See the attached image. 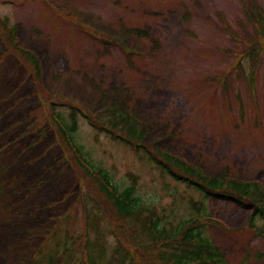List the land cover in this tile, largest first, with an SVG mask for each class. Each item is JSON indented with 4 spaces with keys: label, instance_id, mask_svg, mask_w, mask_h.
Wrapping results in <instances>:
<instances>
[{
    "label": "rangeland",
    "instance_id": "obj_1",
    "mask_svg": "<svg viewBox=\"0 0 264 264\" xmlns=\"http://www.w3.org/2000/svg\"><path fill=\"white\" fill-rule=\"evenodd\" d=\"M48 1L62 14L44 0H0V21L33 53L42 81L0 37V264H50V257L54 264H81L84 229L91 241L99 230L98 263L108 264L118 242L112 211L105 207L103 214L89 199L90 185L78 180L49 118L53 112L67 124L75 112L74 140L88 162L119 191L132 186L128 173L135 176L134 198L168 231L197 216L189 200L202 201L200 193L160 174L144 149L137 154L96 132L82 113H99L112 102L129 108L146 133L143 146L166 150L206 174L228 172L264 187V52L252 79L250 61L241 62L239 73L231 56L254 36L245 9L264 12V0ZM68 10L80 17L79 26L64 17ZM204 206V234L227 264H264V221L255 222L261 233L249 227L252 204L208 197ZM114 223L135 246L131 224ZM162 250L148 258L157 263Z\"/></svg>",
    "mask_w": 264,
    "mask_h": 264
},
{
    "label": "trees",
    "instance_id": "obj_2",
    "mask_svg": "<svg viewBox=\"0 0 264 264\" xmlns=\"http://www.w3.org/2000/svg\"><path fill=\"white\" fill-rule=\"evenodd\" d=\"M245 14L254 36L251 42L246 43L243 52L231 54V56L236 55L234 68L239 73H243L241 62L246 58L250 61V76L252 79L264 52V12L255 6L251 7L250 10L245 9ZM65 17H69V15H65ZM72 20L75 25H80L78 18L74 17ZM224 29H227V32L234 36L225 24ZM87 30L93 31L90 27ZM129 31L132 34H145L141 29H130ZM0 37L7 50L18 53V57L32 66L38 84L41 83V69L38 61L35 60V56L18 45L14 30L8 28L2 21H0ZM213 80L218 81L225 87L222 78L217 77ZM74 114L73 111L69 114L70 122L68 124L62 122L61 118L54 112L49 115V118L56 127L58 138L62 140L59 142L61 145L64 144L70 153L72 163L75 164L74 169L78 173V180L90 185L89 199L100 208L103 214H105L103 212L105 207H109L112 211L109 223L118 242L112 250L108 264H111L112 261L119 264H227L218 249L212 245L210 239L204 234L201 214L206 213L204 201L208 197L228 200L240 207L252 204L253 208L249 216L250 228H256L255 222L257 220L264 221V187L259 182L237 179L229 176L228 172L209 175L202 168L192 165L166 150L153 145L143 146L141 142L146 133L140 129V122L129 108L119 107L118 104L112 102L99 113H89L90 115L82 113V116L96 132L106 133L113 141H122L137 154L140 149H144L146 160L153 164L160 174L167 175L174 181L200 193L202 201L189 200V204L193 211L197 213V216L168 231L159 224V218L155 216L154 210L141 206L140 202L134 198L135 176L128 173L132 186L119 191L110 182L106 173L94 168L88 162L81 147L74 140L76 131ZM93 191L103 198L104 206L95 199V195L90 194ZM82 196L81 193L79 201H81L82 208L85 210ZM207 218L213 225H219L223 230H231L222 223L212 220L210 217ZM114 221L131 224L134 229L133 232H137L134 235H138L133 238V240H136L135 246L127 244L121 239L118 235L119 224H115ZM98 224L99 218L96 217L93 219L92 228L97 229ZM96 233L97 237L93 241L90 240L87 229H84L83 234L79 237V244L83 249L81 264H100L98 261L103 258L104 249L102 244L99 243L100 232L98 229ZM143 239L148 242L144 243ZM154 249H163L159 253L160 258L157 263L148 258V252ZM89 250L91 251L89 252ZM68 251V249H64L61 252V255L63 254L61 260L66 257ZM39 252L41 251L39 250ZM71 257L70 255L69 258ZM49 262L54 264L52 257L49 258ZM34 264H38V262L35 260Z\"/></svg>",
    "mask_w": 264,
    "mask_h": 264
}]
</instances>
